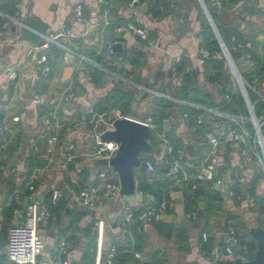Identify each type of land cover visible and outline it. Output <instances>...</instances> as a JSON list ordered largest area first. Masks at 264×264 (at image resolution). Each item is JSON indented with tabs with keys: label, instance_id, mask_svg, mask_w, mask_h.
Segmentation results:
<instances>
[{
	"label": "crops",
	"instance_id": "0c3cea01",
	"mask_svg": "<svg viewBox=\"0 0 264 264\" xmlns=\"http://www.w3.org/2000/svg\"><path fill=\"white\" fill-rule=\"evenodd\" d=\"M14 1L13 5L11 3L13 0H0V95L4 103L10 98L9 106L13 110H20L19 114L14 115L18 116V120L13 121L21 123L25 135L23 141L19 142L16 135L18 128L12 127L13 123L11 126L6 125L4 130L8 131L7 135H0V157L4 161V164L0 166V218L3 207L12 201L23 207L29 186H33L36 199H39V194L45 193L44 198L41 199L43 203L49 198L50 193L53 196L54 191L58 192L56 199H59L60 203L56 206L59 209L52 215L53 223L39 228L45 248L39 256L38 264H46L50 258L53 243L61 238L67 239L70 245L64 256L69 264H94L98 245L97 235L94 232L95 222L98 219H104L106 224L100 264H112V261L111 263L106 261L109 248L115 251L116 247L125 246H130L129 251L134 258H137L136 252L141 253V259L144 260L148 259L152 253L158 252L159 260H164V264H213L215 255L224 251L229 231H238V227L229 225L230 222L239 220L245 232L244 235L247 233L246 228L249 229L258 221H261L264 227V209L261 210L264 204V178L256 182L255 194H250L247 190L248 184L254 179L258 167L261 166L254 160L241 158L236 145L231 143L220 149V163H224L226 168L216 176L222 180L220 185L233 179V185L229 186L231 195L228 199H224L223 189H215V181L199 183L198 185L203 187V193H197L195 188L198 185H195L193 191L196 196H192V188L182 182L184 179L174 182L168 178L165 169L170 156L163 152L162 145L159 156L153 153L141 155V158L149 157L146 161L154 165V170L135 169L136 197L133 201H123L117 208L118 198H115L113 199L115 204H108L106 201L103 205L88 207L94 212L91 215L82 211V204L78 199V192L95 185L97 173L105 168V165L98 163V158L92 154V151L95 147L93 136L96 131H101L106 123L100 121L96 130H93V125L89 122L91 114L88 109L93 107L96 100L110 92L115 84V79L111 76H106L104 82L100 84H94L86 76L84 63L97 67L94 61L96 56H103L104 53L111 55L107 50L108 47L120 42L123 45V51L127 49L129 53L139 54L143 58L134 76L137 82L132 81L140 85L149 84L151 89L161 91L168 87L158 82L149 83L151 78L149 73L157 71L158 65L163 62L168 63L166 69L172 67L176 63L173 59L180 57L185 59L187 69L193 71L198 82L212 95L210 102L213 105L208 103L199 105L216 107L223 100L225 92L221 91L222 88L206 79L204 64L206 58L201 52V49L206 48L200 46L204 18L217 42L218 39L200 0H159L167 4L160 15L152 14L148 9L149 0H138L136 3H131V0ZM156 1L152 0V2ZM78 2H81L83 6L81 18L74 13V6ZM242 3L243 0H239L231 9L225 10L232 12ZM178 4L184 5L183 9L180 8L181 11L177 7ZM12 5L15 11L10 14L8 9H11ZM220 7L224 9L221 5ZM176 14L180 16L178 25L185 27L186 31L183 37L172 42L178 32L177 28L171 27L172 18ZM234 19L242 23L241 29L235 31L250 35L245 44L237 43L236 49L241 53L245 52V48L249 54L255 52L260 56L264 55V0H258L257 4H246L239 14L233 17L228 15L222 21L230 22ZM212 20L220 21L218 15H212ZM26 21L27 24L24 27L21 23ZM116 22L120 24L114 28L110 27ZM127 22L145 27L149 39L142 40L131 31L123 29ZM66 28L70 29L74 36L63 37L62 41L69 44L79 55L85 56L86 60L82 61L76 56L69 58L66 55L64 59H58L52 47L54 44L48 47L40 46V42L45 37L53 36ZM218 29L221 32V28ZM31 51H33L32 54ZM42 52L48 55V60L53 58L51 63L54 73L49 79L47 90L37 91L38 74L42 67L37 59ZM237 65L244 70L248 63L237 62ZM8 68L16 72L17 77L14 80L9 78ZM195 69H198V72H194ZM223 71L228 74L225 60ZM179 78L174 71L172 87L180 84ZM11 84L14 86L13 92L9 91ZM229 89L230 84L228 91ZM71 91L74 92V96L64 102V95ZM36 94L40 97L36 98ZM145 99L139 102L135 110L131 108L128 116L146 117ZM47 100L59 104V113L53 111L50 119L40 118L36 113L37 106ZM15 102L18 104L13 108ZM3 107L7 109L8 106L3 104ZM13 110L8 111L13 113ZM202 112L207 117L205 111L202 110ZM151 113L149 109L147 116ZM178 115L173 114L171 116L173 120L171 122L169 119L166 120L163 126L169 128L171 123L175 125L176 134L179 135L180 142L186 146L189 160L193 164L187 169L190 175L187 179L192 181L195 170L207 160L209 146L205 141V132L204 134L196 132L197 129L193 130L183 122L179 123ZM106 116V120L109 121L113 113L104 115ZM46 128L58 137L52 153L46 152L47 142L44 130ZM204 128L208 131L212 125L207 123ZM37 139H40L39 143ZM155 147L153 148L156 149ZM13 157H16L19 163L10 170L8 165ZM108 174L112 179L119 181L118 174L111 167L108 168ZM234 184L236 191L240 194L235 197L232 193ZM213 190L218 191V197L222 201L215 202L216 206L208 212L206 209L210 199L208 194H213ZM243 191L246 192L245 198L242 196ZM146 193L171 201L172 209L166 212L163 219L153 224L130 225L126 231H123L119 223L123 212L131 209L137 213L145 201ZM256 197L260 200L256 201ZM199 211L202 216L197 227L184 223L183 217L191 218L195 223L199 218ZM78 213H81V217L75 221ZM12 222H14V215ZM114 223L117 225L113 226ZM204 231L213 239L215 245L209 254L200 245L201 234ZM70 235L75 236L73 241L67 238ZM0 236L6 244L7 235L5 238L1 234ZM245 236L249 239L248 234ZM5 244L0 249V264H8L3 252ZM135 246L137 250H133ZM227 257L228 255L218 261ZM131 259L122 264H135Z\"/></svg>",
	"mask_w": 264,
	"mask_h": 264
},
{
	"label": "built area",
	"instance_id": "2783aa9c",
	"mask_svg": "<svg viewBox=\"0 0 264 264\" xmlns=\"http://www.w3.org/2000/svg\"><path fill=\"white\" fill-rule=\"evenodd\" d=\"M201 1V0H200ZM218 2L219 0H215ZM131 3H136L138 0H131ZM202 3V1H201ZM219 3V2H218ZM203 6V4H202ZM82 3L78 2L74 6V13L77 17L82 16ZM24 27L25 24L21 23ZM212 27L217 35L219 42L220 52L218 55L224 58L227 65L228 74L231 79L230 91L224 94L223 100L228 101L233 96L240 97L245 106L247 114L242 112L231 113L221 110L219 107H205L197 103L184 102L171 95L156 91L151 88H146L143 85L136 84L133 81L127 80L120 77L116 73H113L107 69L100 66L98 68L104 70L107 76H111L115 79H121L127 83L133 84L137 89H145L149 95L163 97L172 100L176 103H183L190 105L196 109H202L207 114L204 113L198 115L196 119V124L201 125L203 122H207L212 125V128L205 132V141L209 146V152L207 160L195 170V178L200 181H215L217 184H221L222 180L213 176L212 172L215 170L217 164L220 163V149L226 144H234L237 147L238 154L241 158L247 160H254L264 171V134L262 128L264 127V110L257 115L255 112V106L257 102L264 103V84L259 85L258 79L256 77L251 78L250 81L246 80L243 76V70L239 68L235 59L230 57L227 48L224 46L223 41L217 34L213 23ZM123 29L131 31L137 35L142 40H148V31L145 27L138 26L132 22H127ZM74 33L66 28L56 33L53 36L45 37L44 42L41 47H48L50 44H54L62 48L65 55L76 56L80 60H86L85 56L76 53L69 44L62 41L63 37H73ZM60 37V38H58ZM108 52L113 53V48L108 47ZM201 52L205 58L210 56V53L206 49H201ZM245 53V58L249 60L250 54ZM180 57H175L174 62H178ZM37 62L42 65L41 74L47 75L49 71L48 55L46 53H41L37 59ZM250 63V60H249ZM248 63V65H249ZM174 70V65L172 66ZM9 78L14 80L17 77L16 72L13 69L8 68ZM87 77L88 74L86 75ZM178 80L177 78H175ZM251 94L256 97L251 98ZM74 96V92L71 91L64 95V101H69ZM36 98L40 95L36 94ZM1 107V103H0ZM88 112L91 114L89 120L93 125V130H96L97 124L101 121L103 123H108L104 118V114L97 113L94 111L93 107H89ZM53 114L50 112V115ZM113 115L117 117H131L128 115H123L120 111H114ZM179 119L184 121L187 117V113H179ZM148 125L151 130L156 127L150 115L143 118H134ZM13 120H18V116H14ZM224 122V124L222 123ZM248 125L251 126L252 132L249 130ZM49 127V126H47ZM196 126L191 127V129L196 130ZM6 129V126L0 123V131ZM46 133V152L52 153L55 149V144L57 142V135L49 132V129H44ZM101 131H96V142L92 154L96 158H110L118 148V144L113 141H100L99 134ZM161 145L163 147V152L170 156V160L167 163L166 176L174 182H179L181 179H187L190 177L187 169L192 167L193 164L190 162L188 153L183 148L175 149L169 139L164 135H160ZM37 149V147H36ZM147 169L150 171L154 170V165L150 161H146ZM110 166H105L104 169L97 173V183L93 186L86 187L78 192V199L82 206L93 207L95 205H103L106 203L107 198H119L120 193V183L112 179L108 174V168ZM234 183L233 179L228 180L229 186ZM30 193L28 194L29 200H35L36 195L33 192V186H29ZM58 192L54 191L52 198H57ZM172 202L169 200H159L154 194L146 193L145 201L139 208L137 213L133 210H125L119 219V223L123 231H126L130 225H150L161 219L167 211L172 209ZM52 214L43 202H29L23 209L14 210V222L9 225L7 229L6 244L4 248V256L8 261V264H38L39 256L43 253L45 248V242L40 234V227H47L53 223ZM104 219H98L95 222V230L97 231V256L94 264H100L101 247L102 240L105 229ZM202 240L208 238L207 232H202ZM227 244L224 247V251L221 254H216L214 257V263L220 258L226 255H232L231 243H238L239 240L235 235L234 230H230L226 238ZM69 243L67 239L61 238L55 241L51 247V254L46 264H69V262L63 258L66 255ZM245 246L242 247V249ZM113 248H109V252L106 258L107 263H111L113 257ZM135 256L139 259L142 258V254L136 252ZM242 258L245 257L242 255Z\"/></svg>",
	"mask_w": 264,
	"mask_h": 264
},
{
	"label": "trees",
	"instance_id": "16d2710c",
	"mask_svg": "<svg viewBox=\"0 0 264 264\" xmlns=\"http://www.w3.org/2000/svg\"><path fill=\"white\" fill-rule=\"evenodd\" d=\"M141 1V0H139ZM14 0L13 5H14ZM220 5L224 9H231L234 4L239 2V0H219ZM228 2V4H227ZM12 5L11 9H8V12L10 14H13L15 11V7ZM148 9L152 12V14H161L164 9H166V5L164 2H161L157 0L156 2H152V0L148 1ZM120 23H113L110 25V27L114 28L115 26H118ZM124 24V23H123ZM126 24V23H125ZM124 24V25H125ZM203 30H202V42L200 43V46L202 48L208 49L210 56L204 60L205 68H206V79L211 82H215L217 85L220 86L221 91L225 92L226 94L228 91V86L231 84L230 76L223 71V64L224 59L223 57H219L217 53L220 52V47L215 39L212 30L206 21V19H203ZM250 37V35H245L241 31H235L234 32V40H233V46L235 48L237 47V43L242 42L245 44L247 39ZM56 52V57L58 59H64L65 53L62 48H59L55 45H52ZM108 50V49H107ZM245 52H249L247 49H245ZM250 64L243 70V74L248 75L250 78L256 77L258 79V84L261 85L264 82V55L256 54L255 52L250 53ZM96 64L104 69H107L113 73H116L122 78H125L127 80H134V76L136 71L138 70L139 66L143 62V58L139 54H133L129 53L127 49L123 51H115L113 50V53L111 55H108V53H104L103 56H96L95 60ZM53 58L48 60L49 64V71L47 75H42L41 70L38 74V81H37V91H46L48 87L49 79H51L54 71L52 68ZM85 67V70L89 76V79L94 82V84H100L104 82L105 77L107 76V73L92 65L83 64ZM174 71L176 72L177 77H180V84L175 85L171 89L166 88L165 90H161L162 92H165L169 95H171L174 98H177L179 100H184L191 103H198V104H206L213 105L210 100L212 99V95L209 91H207L199 82L197 79V76L194 75L192 70L187 69V64L185 62V59H180L178 62L174 64ZM137 82L136 80H134ZM14 86L11 84L9 87V91L13 92ZM230 90V89H229ZM137 91V88L127 83L126 81H123L121 79H117L115 81V84L110 92H108L105 96L101 97L99 100H96L93 103L94 111L97 113H102L104 115L112 114L114 110H119L121 114L128 115L131 112V100ZM149 97V98H147ZM145 99V113L147 116V111L150 109L152 113L150 116L152 117L153 122L156 124V127L151 131L150 136L148 139L150 140V143L154 147L155 141L154 137L159 134L160 132H163V134L169 139L171 145L175 148H183L186 150V146H184L180 142L179 135L176 134V127L173 123H171L169 128H165L163 126L164 122L168 120L173 114L178 115L179 113H187V117L183 122L188 128H191L193 126H196L197 130L196 132L203 133L207 130L204 128L207 126V122H203L201 125L196 124V119L198 115L202 114V110L196 109L194 107H191L190 105L183 104V103H176L172 100L163 98V97H157V96H147ZM256 96L254 94H251V98L254 99ZM10 98L9 100L4 103L1 100L0 95V123L3 125H10L13 123L12 127L18 128L17 130V139L18 141H23L25 131L24 128L21 126V123L19 121H13L12 117L15 114H19L20 110L12 109L9 105L11 104ZM65 102V101H64ZM3 104L7 105V109L3 107ZM18 103H14V107ZM221 110L231 112V113H237L242 112L244 113L245 107L243 104V101L240 97L233 96L230 100L225 101L221 100L219 105H217ZM17 107V106H16ZM11 108V109H10ZM13 110V113H9V111ZM264 110V103L257 102L255 106V112L257 115H259ZM59 113V104L54 102H49L48 100L45 102H41L38 104L36 113L37 116L40 118H48L50 119V112L53 113ZM7 127V126H6ZM262 132L264 134V127L262 128ZM7 130L0 131V135H7ZM207 144V143H206ZM143 160L149 159L147 156L142 157ZM4 164L3 159L0 157V166ZM182 182L187 183L189 187L192 188V191L194 189L195 185H198L202 181L195 178L192 181L190 180H183ZM256 182L257 180L253 179L248 185L247 188L248 191H250V194H255V188H256ZM236 185L232 187V193L233 197L240 195L236 191ZM30 193V190L27 189V194ZM213 194H208L210 196V199L207 203L206 209L207 211H211L216 205L215 202L222 201L218 197V191L213 190ZM192 196H196L195 192H192ZM159 200H162L158 198ZM44 203L49 208L51 214L53 215L54 212L59 209L56 206L59 205L60 200L59 199H53L52 193L49 194V198L44 200ZM15 209H23L21 205H18L15 201L10 202L7 206L3 207L1 218H0V234L5 238L7 235V229L10 224H12V219L14 215ZM264 209V204L262 205L261 210ZM81 217V213H78L75 217V221H77ZM256 223H259L262 225L261 221H258ZM231 226L238 227V231L235 230V234L238 238V240L244 241L245 248L242 249V255L246 258H251L253 255V251L256 248V241L255 239L249 234V229L246 228V234H248L249 239L244 235V230L242 228V225H240L239 220L238 221H232L230 222ZM70 241H73L75 236L70 235L67 237ZM201 247L202 249L209 254L210 250L215 246L213 239L211 237H208L206 240H201ZM224 249V248H223ZM131 248L130 246H125L123 248L116 247L113 257H112V264H122L126 260H133L135 264H164V260H159V253L154 252L152 255L144 260V259H138L134 258V255L130 253ZM133 250H137V247H133ZM65 256V255H64ZM63 256V258H64ZM128 257V258H127ZM234 256L228 255V257L222 261L216 262V264H233ZM106 264V263H104Z\"/></svg>",
	"mask_w": 264,
	"mask_h": 264
},
{
	"label": "water",
	"instance_id": "95a60500",
	"mask_svg": "<svg viewBox=\"0 0 264 264\" xmlns=\"http://www.w3.org/2000/svg\"><path fill=\"white\" fill-rule=\"evenodd\" d=\"M203 4V9L207 16L210 18L213 26L215 27L217 34L224 43V46L227 48L230 57L235 59L238 63H249V60L245 58V53H241L240 50L233 47V35L235 30H240L242 23L239 20H232L230 22H223L222 19L228 15L231 17L237 15L242 11L246 4L258 3V0H243V3L239 5L234 11L227 12L225 9H222L218 2L211 0H201ZM182 4H178V8L183 9ZM180 9V11H181ZM176 12V9L174 13ZM212 15H218L220 21H213ZM180 20L179 15H174L171 21V27L177 28L178 32L176 38L172 41L175 42L184 36L186 28L180 27L178 22ZM27 24V21L24 23ZM221 28V32L218 28ZM24 30V29H23ZM60 38V37H58ZM44 40L40 42L42 45ZM113 50L121 51L123 45L120 42L114 43L112 45ZM33 51H31L32 54ZM71 57V55H67ZM167 62L160 63L158 69L155 72H150L149 76L151 77L149 83L158 82L161 85H165L168 88L172 87L173 84V73L174 70L172 67L166 66ZM194 72H198V69H195ZM146 88H150L149 84L143 85ZM148 92L145 89H138L132 100L131 108L135 110L139 102L148 96ZM173 118H169L171 122ZM151 128L131 117H117L115 115L111 116L108 123L103 127V131L99 134L100 141H113L118 144V148L115 153L108 159L99 158L98 163L105 166H110L117 174L120 183V193L121 196L117 199L116 206L119 208L123 201H133L136 197V181H135V169L146 170L147 165L146 161L141 158V154H150L153 152L154 148L152 144L148 141V137L151 134ZM96 135L93 136V141L96 142ZM37 142H40V139H37ZM19 163L16 157H13L8 165V169L14 168ZM226 165L224 163L217 164L215 170L212 174L214 177L218 176L222 171H224ZM167 171V168L165 169ZM246 185V183H244ZM215 189H223L224 199H228L231 195V189L229 188L228 183L223 185L215 184ZM197 193H203V187L198 185L195 188ZM45 193L38 195L39 199L29 200L28 197L24 199L23 207H25L29 202H40L44 198ZM246 192H242L243 198H245ZM58 198V195H57ZM256 201H259L260 198L256 197ZM107 203H114L115 201L112 198H107ZM81 209L86 214L93 215L94 212L88 207L81 206ZM199 218L196 219L195 223L191 218L183 217L185 224H193L194 227H197L201 222L202 213L198 212ZM117 224L114 223L113 226ZM97 235V231L94 232ZM249 234L256 241V248L253 251L251 258H242V247L244 246V241L240 240L238 243H231L232 255L234 256L233 264H264V227L255 223L249 228ZM5 240L0 236V249L3 248Z\"/></svg>",
	"mask_w": 264,
	"mask_h": 264
},
{
	"label": "rangeland",
	"instance_id": "374dc122",
	"mask_svg": "<svg viewBox=\"0 0 264 264\" xmlns=\"http://www.w3.org/2000/svg\"><path fill=\"white\" fill-rule=\"evenodd\" d=\"M243 76L245 77V79L246 80H248V81H250L251 80V78L248 76V75H245V74H243ZM245 107V106H244ZM244 113L245 114H247V112H246V110L244 111ZM105 119L107 118V116L106 117H104ZM248 127H249V130L252 132V128H251V126L250 125H248ZM161 134H163V132H160L159 134H157L154 138V141H155V145L154 146H156L155 148L156 149H154L153 150V155H160L161 154V152H162V147H161V141H160V139H161V137H160V135ZM148 141L150 142V140L148 139ZM152 153H150V154H152ZM143 154V153H142ZM141 154V155H142ZM257 167H258V165H257ZM258 171H257V173H256V176L254 177V179L255 180H261V178H264V174H263V170H262V168L261 167H258V169H257ZM110 171V170H109Z\"/></svg>",
	"mask_w": 264,
	"mask_h": 264
}]
</instances>
